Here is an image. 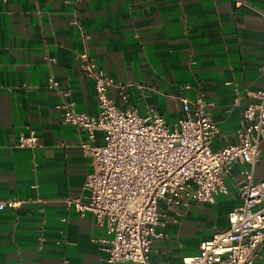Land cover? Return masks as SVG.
<instances>
[{
    "label": "crops",
    "instance_id": "0c3cea01",
    "mask_svg": "<svg viewBox=\"0 0 264 264\" xmlns=\"http://www.w3.org/2000/svg\"><path fill=\"white\" fill-rule=\"evenodd\" d=\"M85 49L108 76L129 84L110 91L123 109L142 116L153 109L174 126L183 116L180 97L201 96L219 127L218 150L237 142L243 112L264 87V0H0V201L23 202L0 211V264H104L107 257L111 236L91 213L64 203L89 196L92 158L80 143H103V132L90 140L62 120L66 101L99 114L94 82L80 70ZM30 130L38 145L20 148ZM260 150L255 168H231L228 193L214 203L160 202L164 237L153 243L151 264H183L228 228L242 205L244 173L264 179V140ZM256 264H264V247Z\"/></svg>",
    "mask_w": 264,
    "mask_h": 264
},
{
    "label": "built area",
    "instance_id": "2783aa9c",
    "mask_svg": "<svg viewBox=\"0 0 264 264\" xmlns=\"http://www.w3.org/2000/svg\"><path fill=\"white\" fill-rule=\"evenodd\" d=\"M74 26L80 28L75 17ZM80 70L94 82L99 107L97 117L79 113L72 102H64L62 120L76 126L94 139L103 132V143L81 142L83 153L92 158L93 172L88 176L86 201L68 198L67 209L80 215L91 213L94 223L104 228L110 239L102 250L104 264H151L155 240L162 239L160 202L168 205L189 200L214 203L227 194L225 178L231 168L245 163L255 168L261 159L264 140V87L253 94L243 112L236 132L237 142L214 150L212 142L219 132L208 104L201 96L180 97L183 116L174 126L150 110L145 116L131 107L117 106L111 89L121 93L129 86L116 82L100 69L87 49L78 54ZM54 60L48 58V62ZM264 80V64L260 68ZM57 82L50 80L51 87ZM127 102L126 97H122ZM20 148L38 145L34 130L19 137ZM239 194L242 205L228 215V228L201 243L196 256L183 258V264H256L264 247V179L253 181L245 172ZM22 201H0V211L18 209Z\"/></svg>",
    "mask_w": 264,
    "mask_h": 264
}]
</instances>
